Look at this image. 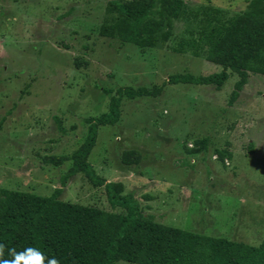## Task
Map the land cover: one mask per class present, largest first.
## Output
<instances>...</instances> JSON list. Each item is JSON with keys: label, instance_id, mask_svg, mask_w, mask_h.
I'll use <instances>...</instances> for the list:
<instances>
[{"label": "rangeland", "instance_id": "1", "mask_svg": "<svg viewBox=\"0 0 264 264\" xmlns=\"http://www.w3.org/2000/svg\"><path fill=\"white\" fill-rule=\"evenodd\" d=\"M109 1L0 0V188L39 196L60 189L61 201L119 213L102 186L80 173L61 178L84 139V119L106 112L115 89L143 87L155 95L122 98L117 123L98 128L87 157L95 174L120 183L121 194L158 224L257 246L264 239V75L248 73L231 104L232 73L219 89L170 85L172 75L221 68L179 50L183 23L152 48L101 36ZM181 1L231 17L250 0Z\"/></svg>", "mask_w": 264, "mask_h": 264}, {"label": "trees", "instance_id": "2", "mask_svg": "<svg viewBox=\"0 0 264 264\" xmlns=\"http://www.w3.org/2000/svg\"><path fill=\"white\" fill-rule=\"evenodd\" d=\"M176 22L183 23L186 32L177 42L179 50L202 56L221 70L206 76L172 75L168 84L219 89L232 73L237 80L231 104L248 73L264 75V0H250L244 12L231 17L219 9H191L181 0H111L99 34L140 49L152 48L168 40ZM151 95L155 93L143 87L115 89L106 112L84 119V139L61 178L64 183L80 173L93 187L102 186L107 202L119 213L61 201L60 189L39 196L0 188V243L17 251L35 247L49 258L55 256L59 264H264V239L250 246L158 224L142 214L136 200L121 194L120 183H105L95 174L87 157L98 128L117 123L122 98ZM5 257L9 258L7 252Z\"/></svg>", "mask_w": 264, "mask_h": 264}, {"label": "clouds", "instance_id": "3", "mask_svg": "<svg viewBox=\"0 0 264 264\" xmlns=\"http://www.w3.org/2000/svg\"><path fill=\"white\" fill-rule=\"evenodd\" d=\"M7 256L5 257V253ZM0 264H59V260L52 256L51 258L32 246L22 251H17L15 247L6 248V245L0 243Z\"/></svg>", "mask_w": 264, "mask_h": 264}]
</instances>
